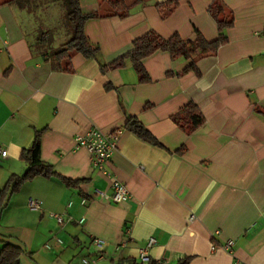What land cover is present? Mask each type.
<instances>
[{
    "label": "crops",
    "instance_id": "crops-1",
    "mask_svg": "<svg viewBox=\"0 0 264 264\" xmlns=\"http://www.w3.org/2000/svg\"><path fill=\"white\" fill-rule=\"evenodd\" d=\"M164 1L127 0L129 14L120 17L110 14L109 0H80L84 12L100 13L84 28L99 51L93 58L73 52L60 63L53 54L72 36L61 22L65 2L0 0V145L7 149L0 190L27 170L20 154L37 130L41 157L58 173L24 182L0 213V249L6 241L20 246L21 264L142 262L140 248L152 238L143 264L186 256L190 264H264V0H223L234 24L217 52L195 58L200 75L184 72L189 59L162 50L144 60L150 82L139 80L130 60L102 68L150 30L218 38L213 0H181L170 11L158 7ZM189 101L205 117L190 133L171 117ZM130 116L160 144L127 130ZM92 128L122 130L109 176L77 144ZM113 178L127 185L126 201L96 193H111ZM31 198L42 209L29 208ZM95 237L106 240L102 249Z\"/></svg>",
    "mask_w": 264,
    "mask_h": 264
},
{
    "label": "trees",
    "instance_id": "trees-1",
    "mask_svg": "<svg viewBox=\"0 0 264 264\" xmlns=\"http://www.w3.org/2000/svg\"><path fill=\"white\" fill-rule=\"evenodd\" d=\"M20 4H26V0H15ZM67 6V22L72 31V36L64 42L61 47L54 52L53 57L60 63L66 61L73 52L81 53L86 58H93L97 55L99 48L94 46L88 39L85 33V24L90 18L100 16L97 11L84 12L81 8L80 0H63ZM111 15L125 17L129 14L131 4L127 0H109ZM181 0H165L158 3V7H165L167 11L174 9ZM28 2V1H27ZM165 10V11H166ZM209 12L218 25L219 36L214 40H207L200 31H196V39L187 41L181 37L179 33H174L168 38L163 37L154 30L146 32L144 35L136 38L132 47L128 52L121 55L114 61L104 64L102 68L105 70L119 68L130 60L135 67L139 80L141 82H150L151 77L144 65V60L162 50L170 53L172 57L183 56L190 60V63L185 67L184 72L196 71L201 74L196 66L195 58L198 55L215 53L219 47L228 41L226 31L234 24V14L228 10L223 0H213L209 6ZM162 13L164 10L162 9ZM66 69H70L69 63L65 65ZM174 122L187 132H192L201 126L205 117L200 107L194 102L189 101L178 112L172 116ZM124 127L137 134L144 140L160 144L157 138L145 127V125L134 116L128 117ZM41 134L42 130H37L30 146L25 147L20 158L27 163V170L23 174H11L3 187L0 190V213L8 205L10 196L19 190L21 185L27 180L33 179L36 176H53L58 173L53 167L44 161L41 157ZM184 149V148H181ZM67 183H72L70 179H66ZM23 249L11 242H4L0 249V264H21L20 257ZM190 257L186 256L179 259L175 264H190ZM132 260L131 264H143ZM151 264V262H149Z\"/></svg>",
    "mask_w": 264,
    "mask_h": 264
},
{
    "label": "built area",
    "instance_id": "built-area-1",
    "mask_svg": "<svg viewBox=\"0 0 264 264\" xmlns=\"http://www.w3.org/2000/svg\"><path fill=\"white\" fill-rule=\"evenodd\" d=\"M122 133L121 129H116L110 132H104L99 128H92L86 134L79 135L77 137L78 146L86 147L92 154V164L99 170L102 174L109 176L110 175V162L112 160V155L118 147V141ZM7 149L0 145V156H6ZM110 187L112 189L111 193H107L105 190L98 189L96 193L100 195L101 198L111 200L116 203L126 201L130 198L131 194L127 185L119 180L118 178H113L110 181ZM87 202V198L83 197L81 200L82 204ZM71 205V202L68 203V206ZM28 207L33 210L42 209V202L38 199L31 198L28 202ZM51 216H54L58 222L64 221V216L61 213L51 212ZM83 220V218L81 219ZM61 241L60 238L57 239ZM155 242L152 238L150 239L146 246L140 248V258L142 261H149L148 248ZM93 243L100 249L104 247L107 243L101 237H95ZM234 244L233 240H229L226 243L227 248H231ZM47 246H50L47 244ZM238 263V262H237ZM83 264H89L87 259H83Z\"/></svg>",
    "mask_w": 264,
    "mask_h": 264
},
{
    "label": "rangeland",
    "instance_id": "rangeland-1",
    "mask_svg": "<svg viewBox=\"0 0 264 264\" xmlns=\"http://www.w3.org/2000/svg\"><path fill=\"white\" fill-rule=\"evenodd\" d=\"M62 1H63V0H62ZM62 4H63V2H62L61 4H59V5H60V7H63V6H62ZM57 7H58V6H57ZM57 7H56V6H53L51 9H53V8H54V10H55V11H57L56 9H59V10H61V8H57ZM64 7L66 8L65 4H64ZM62 18H63V19L61 20V22H62V21H63V22L65 21V22H66V24H67L68 22H67V19H66V17L64 16V17H62ZM60 19H61V18H60ZM65 19H66V20H65ZM63 22H62V23H63ZM67 25H68V24H67ZM68 27H69V26H68Z\"/></svg>",
    "mask_w": 264,
    "mask_h": 264
}]
</instances>
